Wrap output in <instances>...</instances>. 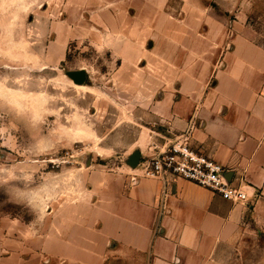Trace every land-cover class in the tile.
<instances>
[{
    "label": "crops",
    "instance_id": "crops-1",
    "mask_svg": "<svg viewBox=\"0 0 264 264\" xmlns=\"http://www.w3.org/2000/svg\"><path fill=\"white\" fill-rule=\"evenodd\" d=\"M182 1L178 17L167 12L170 0H95L103 10L94 21L121 39L160 38L165 89L152 110L162 132L190 136L250 201L234 205L193 182L144 178L138 169L105 175L66 215L71 234L20 241V255L0 249V264H264L248 238L264 211V48L203 0ZM126 48L138 63L141 50Z\"/></svg>",
    "mask_w": 264,
    "mask_h": 264
},
{
    "label": "rangeland",
    "instance_id": "rangeland-1",
    "mask_svg": "<svg viewBox=\"0 0 264 264\" xmlns=\"http://www.w3.org/2000/svg\"><path fill=\"white\" fill-rule=\"evenodd\" d=\"M94 1L0 0L3 254L20 255V241L47 244L50 235L71 234L66 215L83 207L105 175L130 171L137 151L143 162L151 148L185 141L162 132L152 110L165 89L160 38L115 37L94 21L103 10ZM203 1L264 48V0ZM167 12L181 17L183 1L170 0ZM129 43L141 50L136 64ZM80 70L88 73L83 86L67 75ZM249 228L252 251L261 253L264 211Z\"/></svg>",
    "mask_w": 264,
    "mask_h": 264
},
{
    "label": "built area",
    "instance_id": "built-area-1",
    "mask_svg": "<svg viewBox=\"0 0 264 264\" xmlns=\"http://www.w3.org/2000/svg\"><path fill=\"white\" fill-rule=\"evenodd\" d=\"M180 138H185V141L178 145L169 146V142L163 148H151L150 154L137 168L140 175L160 180L184 179L219 194L234 205L250 201V196L236 186V180L228 179V168L194 150L189 136Z\"/></svg>",
    "mask_w": 264,
    "mask_h": 264
},
{
    "label": "water",
    "instance_id": "water-1",
    "mask_svg": "<svg viewBox=\"0 0 264 264\" xmlns=\"http://www.w3.org/2000/svg\"><path fill=\"white\" fill-rule=\"evenodd\" d=\"M67 75L73 80L74 84L78 86L85 85L88 80V73L86 70L69 72ZM141 159H142V153L140 151H137L130 156L128 165L130 166L131 169L136 170L141 163ZM228 179L230 181L232 180L231 174L228 176Z\"/></svg>",
    "mask_w": 264,
    "mask_h": 264
},
{
    "label": "trees",
    "instance_id": "trees-1",
    "mask_svg": "<svg viewBox=\"0 0 264 264\" xmlns=\"http://www.w3.org/2000/svg\"><path fill=\"white\" fill-rule=\"evenodd\" d=\"M214 8H215V6H214Z\"/></svg>",
    "mask_w": 264,
    "mask_h": 264
}]
</instances>
